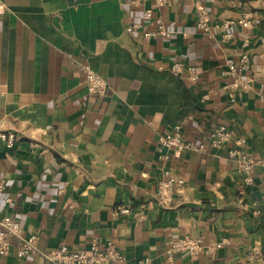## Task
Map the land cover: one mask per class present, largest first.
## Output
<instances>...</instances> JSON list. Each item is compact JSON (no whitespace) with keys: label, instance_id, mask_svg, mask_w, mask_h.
Listing matches in <instances>:
<instances>
[{"label":"crops","instance_id":"crops-1","mask_svg":"<svg viewBox=\"0 0 264 264\" xmlns=\"http://www.w3.org/2000/svg\"><path fill=\"white\" fill-rule=\"evenodd\" d=\"M4 2L0 132L18 138L9 148L0 139V214L15 217L22 235H36L41 251L88 249L95 239L123 254L115 264H254L252 253L264 262V0ZM244 11L250 26L223 28ZM157 18L169 36L153 34ZM242 55L249 87L230 89L236 77L226 61ZM174 63L197 67L198 78L171 73ZM83 64L104 91H88ZM219 124L232 136L212 148ZM175 125L203 150L160 144ZM238 136L245 153L262 159L249 184L227 157ZM162 170L187 188L166 208L154 201ZM185 236L226 242L169 257L171 241ZM9 242L0 264H50L39 252L17 257L19 239Z\"/></svg>","mask_w":264,"mask_h":264},{"label":"built area","instance_id":"built-area-1","mask_svg":"<svg viewBox=\"0 0 264 264\" xmlns=\"http://www.w3.org/2000/svg\"><path fill=\"white\" fill-rule=\"evenodd\" d=\"M155 5L158 7H167L168 0H153ZM134 3L142 4L144 0H133ZM6 8L4 0H0V12ZM204 11H200L198 17L197 25L201 28L205 27V22L203 20ZM151 16V9L143 10L142 17L144 20L149 19ZM250 11H244L242 16L237 19H230L223 23V28L226 29L233 24H239L241 26H250L251 22ZM157 24V29L154 33L159 35L169 36L170 31L165 27L162 20L157 18L155 20ZM139 24H133L128 27V30H134ZM146 36L152 33H145ZM224 36H229L228 33ZM247 55H242L238 63H234L233 60L228 59L226 62L228 69L227 73L234 75L235 81L230 86L232 88L248 89L249 81L248 79L241 77L240 72L243 67L249 64ZM85 74L88 84V91L90 93H100L104 91L106 83L104 80L94 71L88 64H83L80 66ZM171 73L179 75L182 71L187 72V78L191 81H195L199 76V69L195 66L184 67L182 63H174L171 66ZM231 132L228 130L227 125L219 124L215 126L210 134L209 144L212 148H221L229 139H231ZM18 136L9 132H0V139L4 141L5 145L13 147ZM160 144L174 148L177 150L189 149L193 151L203 150V144L196 142L191 139H187L183 136L181 132L180 125H175L171 131L160 135L158 138ZM245 138L243 136H238L233 139V144L227 150L228 159L234 163L237 170L243 174V179L245 183H251V172L253 169L262 164V159L254 157L244 152L243 145L245 144ZM162 177L157 182V190L154 195V201L162 208L169 207L173 196L176 195L180 198H185L186 185L183 179L170 176L169 178H164L163 176L169 174L167 170H162ZM4 182L0 181V190L4 188ZM117 209L125 213L128 211L127 208L118 206ZM15 236L20 241V247L16 250L17 257H25L27 254L39 252L50 264H115L117 261L123 260V254L113 245V243L108 242L104 245H100L98 241L92 239L90 241V247L88 249H70L67 246H60L58 248L52 249L50 251H41L37 245V237L34 234L29 236L22 235L20 233V222L13 216L0 214V256L6 255L11 248L9 237ZM226 241H219L216 243H211L209 245H203L200 238L185 236L171 241L170 246L166 250V254L169 257L174 256L176 253H188L191 256L200 252H211L214 249L220 247ZM249 260L253 261L254 264H264L263 261L259 260L257 256L252 253L249 256ZM147 259L140 260L137 264H146Z\"/></svg>","mask_w":264,"mask_h":264}]
</instances>
